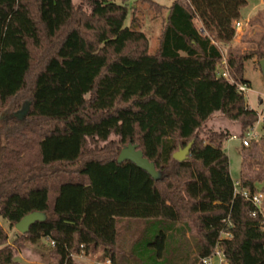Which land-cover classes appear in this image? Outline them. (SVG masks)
<instances>
[{
    "label": "trees",
    "instance_id": "1",
    "mask_svg": "<svg viewBox=\"0 0 264 264\" xmlns=\"http://www.w3.org/2000/svg\"><path fill=\"white\" fill-rule=\"evenodd\" d=\"M128 2L0 0V218L15 226L32 211L48 215L13 242L0 224V264H29L20 249L42 239L57 264L100 250L117 264L122 218L160 228L130 249L138 264H203L227 231L219 246L230 264H264L261 217L234 193L223 148L232 134L201 132L216 112L240 123V137L259 119L236 83H249L246 61L264 60V35L249 49L230 45L247 0H145L167 11L153 53L135 10L126 25ZM222 48L236 83L219 75ZM190 142L187 159H175ZM131 144L156 175L118 161ZM243 147L242 187L264 192V157L256 141ZM190 223L197 257L172 258L169 237Z\"/></svg>",
    "mask_w": 264,
    "mask_h": 264
},
{
    "label": "rangeland",
    "instance_id": "2",
    "mask_svg": "<svg viewBox=\"0 0 264 264\" xmlns=\"http://www.w3.org/2000/svg\"><path fill=\"white\" fill-rule=\"evenodd\" d=\"M161 5L169 7L173 0H153ZM76 4L84 6L87 10L89 0H74ZM130 13L126 19V25H130L132 21L131 12L135 10V16L138 20L137 26L140 30L145 32L149 39V51L153 53L159 46L160 36L166 18V10L158 13L145 0H129ZM241 23L242 31L238 32V39L234 47L241 44L242 47L250 48L256 44L264 35V0H247V3L241 8ZM240 46V45H239ZM227 53L226 48H222ZM244 78L249 81L250 89L245 93L246 100L250 107L255 110L260 118L264 117V60H257L254 64L252 60L245 62ZM23 109V108H22ZM20 109V110H22ZM18 110V111H20ZM24 117V116H23ZM255 128V140L253 139L248 149L254 146L257 142L255 158L264 157V122H257ZM229 130L237 138H229L223 144V148L229 157L230 174L233 180L240 179L242 173L243 156L247 154V149L242 145L241 125L238 121L230 120L223 116L220 112H216L214 117L208 121V126L202 129V133L210 131L223 132ZM0 224L8 231L9 240L13 242L19 232L15 226L0 218ZM184 228L182 235L170 236L169 243L171 244V252L175 254L172 258L182 256L185 259L193 262L197 257L196 250V229L191 223L187 226L180 225ZM159 227L154 226L150 220L145 219H130L122 218L119 222L120 240L125 246V254L118 255L117 264H138L142 262V257L131 256L130 249L136 248L141 242L147 240H154L155 236L159 234ZM165 232L166 228H163ZM172 232L168 233V236ZM173 235V234H172ZM134 241V242H133ZM135 243L137 245H135ZM52 246V245H51ZM127 248V249H126ZM139 248V247H138ZM50 244L46 239H42L40 243L31 245L28 244L25 248H21L17 259L21 262L29 264H57L49 253ZM134 249V250H135ZM190 252V256L188 257ZM102 251H96L92 255H85L82 258L76 257V264H98L101 261L100 256ZM135 259V260H134ZM28 260V261H27ZM116 264V263H115ZM147 264V263H145ZM148 264H154L148 261Z\"/></svg>",
    "mask_w": 264,
    "mask_h": 264
},
{
    "label": "built area",
    "instance_id": "3",
    "mask_svg": "<svg viewBox=\"0 0 264 264\" xmlns=\"http://www.w3.org/2000/svg\"><path fill=\"white\" fill-rule=\"evenodd\" d=\"M235 29L236 31H240L242 29L241 21L235 22ZM221 51L223 54V60L219 68V75H222L228 78L233 83H236L234 79L230 76L228 65H227V60H226V53L223 49H221ZM236 85L238 86V89L242 91L243 93H246L249 90V86L247 84L236 83ZM257 122H264V117L263 118L259 117ZM255 128L256 126L250 127L247 130L245 136L242 137L243 146H249L252 140L255 139V136H256ZM231 138H237V136L233 135ZM233 186H234L235 195L236 194L241 195L246 201L250 202L253 205L252 216L261 217L262 228L264 231V192L263 191L252 192L249 188L242 187V183L240 179L234 180ZM231 237H232V233L230 231L222 232L221 235L219 236V240L217 242V245L213 253L208 257L202 258L201 263L203 264H230V262L226 259V256L223 250L220 248L219 243L221 240L229 239ZM98 264H112V262L110 259H107L105 261H98Z\"/></svg>",
    "mask_w": 264,
    "mask_h": 264
},
{
    "label": "water",
    "instance_id": "4",
    "mask_svg": "<svg viewBox=\"0 0 264 264\" xmlns=\"http://www.w3.org/2000/svg\"><path fill=\"white\" fill-rule=\"evenodd\" d=\"M27 112V104L24 105L23 109L18 111L16 115L22 118ZM193 142H190L186 147L178 150L174 153V158L179 161H184L190 154V150L192 148ZM125 160H129L135 163L140 168L145 171L153 174H157L155 171L154 164L149 161L148 158L144 157L143 152L138 149L137 145H129L123 148L118 156V161L123 162ZM48 215L44 211H32L26 214L20 221L15 224L16 230L21 234H26L29 232L30 227L37 221H46Z\"/></svg>",
    "mask_w": 264,
    "mask_h": 264
},
{
    "label": "crops",
    "instance_id": "5",
    "mask_svg": "<svg viewBox=\"0 0 264 264\" xmlns=\"http://www.w3.org/2000/svg\"><path fill=\"white\" fill-rule=\"evenodd\" d=\"M241 20V19H240ZM242 31V30H241ZM238 32H237V34H236V37L234 38V40L230 43V45L231 46H233L234 47V44L237 42V41H239V39H238ZM240 45V46H239ZM239 45H237L238 47H241V45H242V43L241 44H239ZM242 49H249V48H247V47H242ZM253 62H254V64H255V62L257 61V58H253V59H251ZM260 62V61H259ZM248 86H249V89H250V83H248L247 84ZM250 106V105H249ZM85 255L84 254H82V255H80V256H77V257H79V258H82V257H84ZM28 261V260H27Z\"/></svg>",
    "mask_w": 264,
    "mask_h": 264
}]
</instances>
